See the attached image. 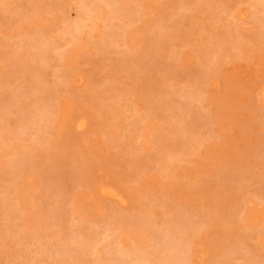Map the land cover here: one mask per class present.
<instances>
[{
    "label": "rangeland",
    "instance_id": "obj_1",
    "mask_svg": "<svg viewBox=\"0 0 264 264\" xmlns=\"http://www.w3.org/2000/svg\"><path fill=\"white\" fill-rule=\"evenodd\" d=\"M11 1L0 264H123L109 233L142 248L171 233L188 264H264V0H120L134 17L89 0L77 35L79 0Z\"/></svg>",
    "mask_w": 264,
    "mask_h": 264
},
{
    "label": "bare ground",
    "instance_id": "obj_2",
    "mask_svg": "<svg viewBox=\"0 0 264 264\" xmlns=\"http://www.w3.org/2000/svg\"><path fill=\"white\" fill-rule=\"evenodd\" d=\"M16 1V0H15ZM89 0H79L78 3H77V6H76V10L78 11L77 14H75L72 19H71V22L69 23L68 25V29L67 32H69L71 35H77L79 34V32L82 30L81 27H82V22H83V19L85 17H89V16H92L95 14V12H97V10H99V8L102 7V4L100 5V3H90L88 2ZM107 4L111 5L113 9H117L115 10L116 13L117 11H121L123 13H128V15H130L131 17H134L135 16V13L134 11L131 9V8H125V4H128V2L126 1L125 3L121 2L120 0H105ZM104 1V2H105ZM12 1L10 0L9 3H11ZM262 5H263V8H264V2L262 1L261 2ZM12 5V4H11ZM11 5L9 7H11ZM261 5V6H262ZM16 7V6H15ZM14 7V8H15ZM20 8V7H19ZM97 8V10L95 9ZM261 8V7H260ZM261 8V9H263ZM16 9V8H15ZM22 9V8H21ZM20 11V10H19ZM22 11V10H21ZM101 13V14H100ZM98 12L97 14V18H100L104 21H108L107 18H109L110 14L108 15L107 13H105V15L102 14V12ZM106 14H107V17H106ZM109 16V17H108ZM113 18V17H111ZM110 19V18H109ZM112 21V19H111ZM127 32V31H126ZM110 31H104V34H103V38L102 39H105L107 41V38L108 36L110 35ZM114 33V32H113ZM117 37V36H116ZM119 37V36H118ZM110 39V38H109ZM111 41V40H110ZM115 41V40H114ZM48 47V44L46 41H43V44H42V47H40L39 51H38V54L42 57V58H46L47 57V53L45 52V48ZM202 71V70H200ZM204 75H208V73L204 74ZM262 90V89H261ZM262 97V95H260ZM263 99V97L261 98ZM264 101V100H262ZM84 120V119H83ZM82 121V120H81ZM83 122V121H82ZM80 122V124L83 125V123ZM79 123V122H78ZM86 123V121H85ZM79 127H81L79 125ZM83 127V126H82ZM29 159V158H28ZM31 159V158H30ZM29 159V160H30ZM28 161V160H27ZM30 162V161H29ZM28 163V162H27ZM28 165V164H26ZM99 180V179H98ZM101 182V181H100ZM106 183V181H105ZM108 185V186H107ZM111 185V184H110ZM110 185L107 183V184H103L100 183V185L98 186V188L100 189V191L102 192V195L103 194H108V195H114L115 197L117 196L122 202L125 201V199L123 198L122 194L120 193V191L118 192L117 188H113V187H110ZM96 186V184H95ZM99 191V190H98ZM99 191V192H100ZM101 194V193H100ZM100 196V195H99ZM112 197V196H111ZM109 196V198H111ZM113 198V197H112ZM111 198V199H112ZM117 198H115L116 200ZM118 199V200H119ZM120 202V201H118ZM261 205V204H260ZM263 206V205H262ZM250 207V206H249ZM248 207V208H249ZM259 208V207H258ZM256 209V208H255ZM262 212L258 211L257 213H264L263 212V208L261 209ZM252 212V211H251ZM254 214V213H253ZM256 219L259 220L261 219V215H259V219H258V215H256ZM122 220L124 221H128L129 219L127 218H123ZM253 220V219H252ZM120 221V220H119ZM260 221V220H259ZM129 222V221H128ZM144 222H141V224L143 225ZM150 223V222H149ZM146 222V224H149ZM253 223H255V221H253ZM138 224V223H137ZM141 225V226H142ZM139 226V225H138ZM146 226V225H145ZM143 226V227H145ZM148 227V226H147ZM146 227V228H147ZM142 228V227H140ZM148 229V228H147ZM158 232V231H156ZM160 234V233H159ZM157 235L155 237H152L150 238L149 240L151 242H149V244L147 245V247L151 244H153V248L151 250H149L146 246L145 247H138V246H133L131 245L130 243H126L125 245H120L122 244V241L121 240H116L114 239L110 233L107 234L105 236V238H110V240L108 241V243L106 244L107 248H109V254L113 253L114 254V257L116 258L115 260H118L120 261L121 263L123 264H151L153 262H155V259H159L160 261L162 262H166V263H182V264H188V259H186V257L184 258L182 256V254H180V250L178 249L177 245L175 244L174 242V237L171 235V233H164V234H167L166 237L165 235H163V237H161L162 234L160 235ZM104 236V235H103ZM159 236V237H158ZM129 237V236H128ZM161 237V238H160ZM118 238H120L118 236ZM134 238V237H133ZM137 238V236H136ZM139 238V237H138ZM104 239V238H103ZM141 239V238H140ZM93 240V239H92ZM147 240V241H149ZM89 241V240H88ZM91 241V240H90ZM87 242L85 244H87L88 248L89 247H95L96 246V242L95 240L92 241V242ZM139 241V240H138ZM142 241V240H141ZM83 243V242H82ZM89 244H92V246H89ZM134 244V243H133ZM65 245V244H64ZM83 245V244H82ZM67 246V245H66ZM86 246V245H85ZM69 248L65 247L63 251H68L67 249H71L72 247H70L68 245ZM83 249V248H82ZM90 249V248H89ZM179 250V251H178ZM69 252V251H68ZM65 254V253H64ZM136 255V257H132V255ZM154 254V259H153V255ZM179 254L181 255V257L179 256ZM65 256V255H64ZM126 257H130V259L127 261ZM132 257V258H131ZM65 259V258H64ZM126 259V260H125Z\"/></svg>",
    "mask_w": 264,
    "mask_h": 264
}]
</instances>
